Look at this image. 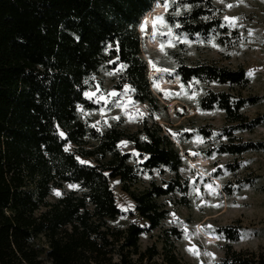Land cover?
<instances>
[{
  "label": "trees",
  "instance_id": "16d2710c",
  "mask_svg": "<svg viewBox=\"0 0 264 264\" xmlns=\"http://www.w3.org/2000/svg\"><path fill=\"white\" fill-rule=\"evenodd\" d=\"M184 1L191 8L181 22L185 32H227L221 18L211 16L213 0ZM155 2L0 0V264H185L176 246L180 230L162 228L169 210L161 199L188 190L180 176L184 159L171 136L148 118L134 131L122 121L99 128L78 111L95 107L85 94L100 71L119 66L134 100L156 105L137 30ZM178 77L183 84H248L242 67L213 63L180 65ZM255 103L254 96L225 91L200 99L202 110L216 107L225 114L222 132L231 142L219 152L240 155L263 147L235 142L236 132L261 125L262 117L242 112ZM122 141L133 152L122 151ZM154 170L171 178L158 183ZM111 179L119 180L133 211L117 205ZM122 215H136L144 225L116 224ZM240 229L218 228L228 243L219 264H264L263 255L232 248ZM151 233L155 239L143 246L142 236Z\"/></svg>",
  "mask_w": 264,
  "mask_h": 264
},
{
  "label": "rangeland",
  "instance_id": "374dc122",
  "mask_svg": "<svg viewBox=\"0 0 264 264\" xmlns=\"http://www.w3.org/2000/svg\"><path fill=\"white\" fill-rule=\"evenodd\" d=\"M213 5L215 11L211 16L220 17L228 27L219 36L189 34L183 30L181 22L191 10L184 0H174L167 11L163 0L155 2L140 20L137 30L142 39L141 55L148 63L150 90L157 99L156 105L134 100L133 89L123 82V68L119 66L103 68L86 91L95 94L91 98L86 95L95 107L78 108L83 120L92 126L103 128L122 121L125 128L134 131L148 118L171 136L184 159L180 176L187 180L188 190L161 199L169 210L162 228L175 226L180 230L181 238L176 246L185 264H219L228 246L218 235V228L224 226L241 228L238 239L231 244L234 250L264 256V0H213ZM176 12L180 15H175ZM157 15H163L172 27V36L153 38L152 23H148L146 30L143 28L145 20L151 21ZM225 16L236 18L234 27L225 22ZM176 24L180 27H175ZM159 31L166 32L167 28L161 27ZM168 40L174 47L168 45ZM199 62L230 69L242 67L248 84L232 88L195 80L183 84L178 77L179 66ZM209 91L256 97L257 103L246 106L242 112L250 119L262 117L261 125L236 132L234 136L235 142H262L261 149L240 155L219 152L221 144L231 141L222 132L226 125L224 112L216 107L209 111L200 107V99ZM112 92L118 95H110ZM207 131L209 137H205ZM119 147L133 152L125 141ZM152 177L163 184L171 174L154 170ZM149 178L150 174L144 175L142 180L146 183ZM110 185L120 209L133 211V202L120 190L119 180L111 179ZM207 185H212V189ZM128 220L144 225L136 215H122L115 223L122 225ZM154 234L142 236V245L151 243ZM193 247L195 251L190 250Z\"/></svg>",
  "mask_w": 264,
  "mask_h": 264
},
{
  "label": "snow or ice",
  "instance_id": "6c2138e0",
  "mask_svg": "<svg viewBox=\"0 0 264 264\" xmlns=\"http://www.w3.org/2000/svg\"><path fill=\"white\" fill-rule=\"evenodd\" d=\"M173 2H174V0H163V6H164V8H165L166 11L170 7L171 3H173ZM158 3H159V0H158ZM227 6L228 7H232V5H227ZM175 15H180V12H176ZM235 19H236L235 17H227V16L224 17L225 22H228L233 27L235 26V24L233 23L235 21ZM148 23H152V26H153L152 36H153V38H155L157 35H160V36H172L173 35V33H172V27H170L167 24V21H165L163 15H157L151 21L145 20L143 22V28L145 30L147 29ZM221 26L223 27V25H221ZM161 27L167 28V31L166 32L159 31V29ZM175 27L179 28L180 25L179 24H176ZM174 38L177 39V40L179 39V37H174ZM184 42H188V41L185 39ZM167 43H168L169 46H173L174 47V44H172V41L171 40H168ZM161 50L162 51L164 50V45L163 44L161 45ZM157 71L163 72V71H168V70L167 69H157ZM156 87L159 88V84H156ZM85 95H87V96H89V98H91L95 94L94 93H86ZM110 95L116 96L118 94L115 93V92H112V93H110ZM100 99H104V97H101ZM60 135L63 136L64 133L61 132ZM201 142H203V141H201ZM193 154L196 155V153H193ZM82 163H87V162L82 161ZM70 187H75V185H70ZM207 187L209 189H212V185H207ZM208 227L210 228L211 226L209 225ZM190 250L195 251V248L193 247V249H190ZM197 254H198V252H197Z\"/></svg>",
  "mask_w": 264,
  "mask_h": 264
}]
</instances>
